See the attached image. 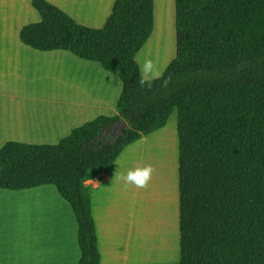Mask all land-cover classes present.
<instances>
[{"label": "trees", "instance_id": "obj_1", "mask_svg": "<svg viewBox=\"0 0 264 264\" xmlns=\"http://www.w3.org/2000/svg\"><path fill=\"white\" fill-rule=\"evenodd\" d=\"M21 42L62 50L119 78L114 117L99 116L55 145L0 149V189L53 186L77 223V264H100L84 179L167 124L176 112L179 250L174 264H264V0H174L175 57L167 89L137 86L136 55L153 30V0H115L104 26L78 25L44 0ZM125 125L120 137L109 129Z\"/></svg>", "mask_w": 264, "mask_h": 264}, {"label": "crops", "instance_id": "obj_2", "mask_svg": "<svg viewBox=\"0 0 264 264\" xmlns=\"http://www.w3.org/2000/svg\"><path fill=\"white\" fill-rule=\"evenodd\" d=\"M44 1L78 25L100 29L115 0ZM31 2L0 0V149L8 143L55 145L99 116L114 117L122 91L119 78L98 63L68 51L24 45L21 30L40 22ZM162 129L127 146L111 166L80 183L82 197L91 206L100 264H149L151 256L142 261L140 255L141 214H157L152 197L144 205L143 188H125L114 173L149 165V137ZM174 157L177 172L175 168L166 213L157 223L161 237L154 249H166L169 264L180 258L177 132ZM13 221L22 229L21 246L10 243ZM79 258L76 220L53 186L0 189V264H77Z\"/></svg>", "mask_w": 264, "mask_h": 264}, {"label": "rangeland", "instance_id": "obj_3", "mask_svg": "<svg viewBox=\"0 0 264 264\" xmlns=\"http://www.w3.org/2000/svg\"><path fill=\"white\" fill-rule=\"evenodd\" d=\"M153 5H154V19H153V30L152 33L149 37V39L146 41L142 49L139 51V53L136 55L135 61L139 67L140 70V75L141 73V67L144 59H146V56H143V58L140 59L142 53L145 54L151 53L153 54L154 49L156 48L158 51L159 55H162L163 53V47L165 45L164 42V37L166 35L169 36L170 39V56L168 60L165 61V63L161 66L162 72L166 69L168 64L174 59L175 57V17H174V0H153ZM88 28V27H87ZM95 29V28H91ZM144 55V54H143ZM149 59H152L153 61L155 60V56L153 57H147ZM171 121V123H170ZM121 125H117L116 128L111 132V135H116L119 130H120ZM160 134H165L166 136L172 138V144L169 148L168 146V152L170 156V169L167 174V180L166 182V191L164 192V206H166V203L168 200L171 198L172 194V182L174 183L175 179V168L177 172V162L175 164V157L173 159V150H174V145H175V140H176V114L173 112L171 116L169 117L167 121V125L164 129H162L160 132L157 134L150 136L151 138L150 144H154L153 139H158L155 138ZM137 165V163H136ZM142 196L144 197V205L147 203L148 204L151 201L152 195L150 194L149 190L146 188H143V194ZM148 197V199H147ZM153 204V203H152ZM147 207V206H146ZM163 208V207H162ZM144 214H147L144 212ZM142 218V214H141ZM10 243L15 246H21L22 243L19 239V234L21 236V230L18 231L17 228V222L13 221L10 225ZM18 235V236H17ZM167 247V246H166ZM151 259L149 261V264H169L171 260H168V255L166 249L163 252H158L154 251L152 254H150ZM172 259V258H171ZM172 264V263H171Z\"/></svg>", "mask_w": 264, "mask_h": 264}, {"label": "bare ground", "instance_id": "obj_4", "mask_svg": "<svg viewBox=\"0 0 264 264\" xmlns=\"http://www.w3.org/2000/svg\"><path fill=\"white\" fill-rule=\"evenodd\" d=\"M164 42L165 45L163 47L162 55H159L157 49L155 48L153 54H145L144 51L140 59L143 58V56H146V58L155 56L154 62L157 63L161 68V66L166 60H168L170 56L171 49L168 35L164 37ZM155 138L158 139H153V145L150 144L151 139L148 141V144L152 147L149 164L153 166L155 171L152 174V178L149 181L147 189L152 195V203L156 208L157 214H142L140 247L142 261L144 259H149L150 254H152L154 249L157 247V243H159L158 241L161 237V230L159 228V224L157 223L159 218H161V214H164V212L166 213V206H164L163 200L164 192L166 191V182H168L166 173H168L170 169L168 146L170 148L172 144V138L166 136L165 134H160ZM164 216H166V214Z\"/></svg>", "mask_w": 264, "mask_h": 264}, {"label": "clouds", "instance_id": "obj_5", "mask_svg": "<svg viewBox=\"0 0 264 264\" xmlns=\"http://www.w3.org/2000/svg\"><path fill=\"white\" fill-rule=\"evenodd\" d=\"M141 75L137 80V86L141 90L151 91L154 87L155 81L159 80L161 89H167L172 82V77H164L163 72L159 65L152 59H144L141 67ZM155 171L152 165H146L142 167H136L135 169L127 170L124 172L114 173V178L118 181H122L125 188L134 186L138 189L147 188L149 181L152 178V174Z\"/></svg>", "mask_w": 264, "mask_h": 264}, {"label": "water", "instance_id": "obj_6", "mask_svg": "<svg viewBox=\"0 0 264 264\" xmlns=\"http://www.w3.org/2000/svg\"><path fill=\"white\" fill-rule=\"evenodd\" d=\"M124 129H125V125H124V124H121V126H120V130H119V132L116 134L115 140H117V139L120 137V135L123 133Z\"/></svg>", "mask_w": 264, "mask_h": 264}, {"label": "flooded vegetation", "instance_id": "obj_7", "mask_svg": "<svg viewBox=\"0 0 264 264\" xmlns=\"http://www.w3.org/2000/svg\"><path fill=\"white\" fill-rule=\"evenodd\" d=\"M116 128V127H115Z\"/></svg>", "mask_w": 264, "mask_h": 264}]
</instances>
